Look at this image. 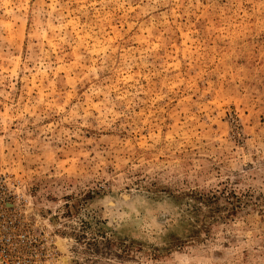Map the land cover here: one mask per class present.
Listing matches in <instances>:
<instances>
[{
  "label": "rangeland",
  "instance_id": "374dc122",
  "mask_svg": "<svg viewBox=\"0 0 264 264\" xmlns=\"http://www.w3.org/2000/svg\"><path fill=\"white\" fill-rule=\"evenodd\" d=\"M0 196L25 264H264V0H0Z\"/></svg>",
  "mask_w": 264,
  "mask_h": 264
},
{
  "label": "built area",
  "instance_id": "2783aa9c",
  "mask_svg": "<svg viewBox=\"0 0 264 264\" xmlns=\"http://www.w3.org/2000/svg\"><path fill=\"white\" fill-rule=\"evenodd\" d=\"M4 203V204H3ZM11 205L4 202L0 196V264H25L23 263V244L29 241L26 232L16 229L15 219L9 218L2 211L3 206Z\"/></svg>",
  "mask_w": 264,
  "mask_h": 264
}]
</instances>
